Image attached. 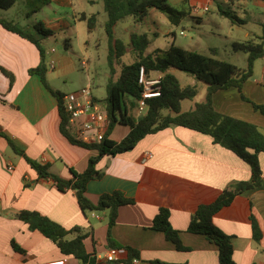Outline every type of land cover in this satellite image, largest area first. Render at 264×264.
Returning a JSON list of instances; mask_svg holds the SVG:
<instances>
[{
  "label": "crops",
  "instance_id": "1",
  "mask_svg": "<svg viewBox=\"0 0 264 264\" xmlns=\"http://www.w3.org/2000/svg\"><path fill=\"white\" fill-rule=\"evenodd\" d=\"M45 1L47 8L69 7L75 26L85 23L78 20L73 0ZM212 1L215 0H166L171 6L187 5L190 14L197 6L207 8L205 4ZM224 1L245 16L239 26L254 27L246 31L245 41L261 35L264 0ZM13 7L0 11V20L17 24L36 43L0 25V132L29 159L48 165L53 175L70 180L69 169L84 172L89 158L97 152L72 145L62 135L56 97L44 87L38 75L29 73L39 65V49H42L45 58L49 56L55 64L54 69H46L47 84L65 94L57 79L71 68L70 60L54 56V49L51 52L48 46L50 37L43 38L34 29L35 25L42 24L56 35L62 30L60 18L54 15L42 22L34 15L17 22L10 14ZM194 19L197 23L202 20L198 16ZM156 74L152 72L148 76L153 78ZM242 93L253 103L264 105V58L254 63L252 77L244 83ZM212 104L217 112L253 123L264 131V117L241 100L237 89L216 92ZM129 130L128 126L116 125L109 138L114 140L113 133L120 132L114 140L119 142ZM146 154H151V158L146 160ZM258 161L263 176V154L258 155ZM96 169L101 175L87 184L86 197L95 204L102 195L116 193L132 201L117 208L110 234L120 248L137 252L139 264H219L218 247L205 235L189 233L187 229L199 206L212 204L224 190L250 180L251 169L246 163L215 145L207 135L173 127L147 135L129 152L102 158ZM160 209L169 211V223L178 231L185 250H177L162 232L151 229ZM21 211L37 212L66 230L83 228L89 233L84 240L86 252L99 264H106L104 256L111 248L107 243L108 210L101 214L83 213L74 191L60 192L51 180L39 178L24 158L8 147L6 139L0 137V264H46L61 260L65 264H79L75 258L62 255L39 232L30 231L26 224L15 219L14 215ZM251 214L261 232L259 241L253 238ZM212 222L231 237L232 258L236 264H264V187L236 196L230 205L213 216ZM12 242L24 253L16 252Z\"/></svg>",
  "mask_w": 264,
  "mask_h": 264
},
{
  "label": "trees",
  "instance_id": "2",
  "mask_svg": "<svg viewBox=\"0 0 264 264\" xmlns=\"http://www.w3.org/2000/svg\"><path fill=\"white\" fill-rule=\"evenodd\" d=\"M18 0H0V11L11 9ZM103 11L107 16L104 24V31L108 39V63L111 68L110 78L107 84L106 111L110 121V127L106 137L99 143L83 144L73 140L66 129V117L62 108V98L65 94L54 91L46 82V66L44 51L40 50L41 60L39 65L30 70V74L40 77L44 87L58 101V112L61 117L60 132L72 144L89 151H96L97 155L90 157L87 168L82 173L69 169L72 179L65 180L53 175L48 165H41L29 159L22 151L17 149L15 144L3 133L0 137L6 139L8 147L17 155L24 158L37 176L42 179L51 180L56 189L60 192L66 190L74 191L77 203L83 213L102 212L108 210V233L107 243L111 248H120L112 239L110 230L115 223L117 208L132 204V201L124 199L120 194L102 195L97 203L93 204L86 197L87 184L98 178L101 173L96 169L99 161L106 157H114L131 151L139 141L147 135L155 134L167 128L182 127L203 135L209 136L215 145H219L237 158L246 163L251 169V178L246 182H239L229 190H224L218 199L209 205L199 206L194 213L187 231L193 234L205 235L206 238L218 247L219 264H236L232 258L233 248L231 237L224 234L212 222L213 216L222 208L230 205L232 200L245 192H253L264 187V174L259 166L258 155H264V136L261 129L253 123L236 119L217 112L212 104V96L218 91L231 88L237 89L241 100L249 103L255 112L264 117V105L255 104L247 99L242 88L253 74L254 63L264 58V21L261 23L262 33L259 37L244 42L232 44L234 52H242L247 55L245 68H238L225 61L215 60L199 53L184 51L181 48L170 46L168 49L155 50L146 56L143 55L147 41L143 36L125 44L121 39L115 37L116 25L131 17L135 23H141L150 9H156L164 14L172 25H178L184 17L183 13L177 11L167 4L166 0H101ZM222 15L229 18L234 24L233 13L220 11ZM79 21L85 22L88 34H92L98 17L96 14L86 16L80 14ZM242 24L241 20H237ZM0 25L8 32L17 34L22 38L34 41L17 24L0 20ZM35 31L43 38L51 37L55 33L45 29L42 24L34 26ZM68 41L64 42L65 47ZM130 52H136V60L131 65H121L119 76L113 79V64L120 63L121 57ZM144 68L147 75L152 72L163 74L160 84V95L147 101V107L143 115H138L137 101L143 91L138 84L140 68ZM177 70L184 72L208 86L205 101L196 104L189 111H182L181 104L186 100L196 97L197 91L194 87H182L177 79L169 71ZM2 73L10 80L12 76L1 69ZM129 96L134 104L131 106L132 113L128 112L124 97ZM166 110L168 113L163 114ZM116 125H124L130 128L129 133L119 142L110 139V135ZM14 218L28 226L30 231H37L43 237L53 243L64 256L75 258L79 264H95L93 255L86 252L84 240L88 232L81 227H74L66 230L47 217L33 211H21L14 215ZM253 238L256 241L261 239V232L258 224L251 214ZM154 231L162 232L166 240L172 242L179 251L185 250L181 245L178 231L174 230L169 223V211L160 209L154 217L151 225ZM12 248L19 253H24L14 242ZM128 260L138 258L137 252L126 248ZM159 264V262H155Z\"/></svg>",
  "mask_w": 264,
  "mask_h": 264
},
{
  "label": "rangeland",
  "instance_id": "3",
  "mask_svg": "<svg viewBox=\"0 0 264 264\" xmlns=\"http://www.w3.org/2000/svg\"><path fill=\"white\" fill-rule=\"evenodd\" d=\"M73 1L77 16L80 14H85L88 17L93 14L97 15L98 22L92 34L87 33L85 23L79 22L80 24L75 26L73 12L69 7L53 5V7L47 8L45 0H19L10 14L17 22L25 21L26 17L34 15H37L42 22L54 15L59 17L62 30L49 38L48 46L50 50L54 49V56L67 57L70 60L71 68L65 74L59 75L57 85L65 94L89 87L92 96L105 106L111 70L108 63V39L104 31L107 16L103 11L101 0H94L93 4L88 0ZM167 4L170 5L168 2ZM205 5L208 8L207 11L203 10L205 6H197L199 12L196 14H190L185 4L170 5L184 15L178 25H172L167 17L158 10L150 9L141 23H135L131 17L119 22L115 27V37L121 39L125 44H130L132 40L143 36L147 41L143 52L144 56L157 49L164 51L173 45L184 51L199 53L215 60L225 61L241 69L245 68L247 55L242 52H234L232 44L247 40L246 31L254 27L250 25L246 29L239 26L237 20L244 21L245 16L237 12L236 9H232L224 0H215ZM220 11L235 12L236 14L233 16L237 17V20L234 19L235 23L232 24L229 18L220 14ZM194 16L200 17L201 22L197 23ZM66 40L69 43L68 47L64 45ZM136 54V52L126 53L121 57L120 63L113 64L114 80L119 76L121 65L128 66L135 62ZM45 61L46 69L50 71V57L46 56ZM83 61L86 62L85 68L82 66ZM170 74L177 79L182 87H194L197 91L194 99L182 102V111H189L196 104L205 101L208 89L206 84L195 81L192 76L181 71L172 70ZM124 101L128 112L132 113L133 100L129 96H125ZM166 113L168 112L164 110L163 114ZM119 134L120 132H114L113 139H118ZM262 134L264 136V131ZM259 166H261L260 162ZM99 213L101 214V212Z\"/></svg>",
  "mask_w": 264,
  "mask_h": 264
},
{
  "label": "built area",
  "instance_id": "4",
  "mask_svg": "<svg viewBox=\"0 0 264 264\" xmlns=\"http://www.w3.org/2000/svg\"><path fill=\"white\" fill-rule=\"evenodd\" d=\"M203 9L207 11V8ZM193 12L196 14L199 9L194 8ZM50 51L53 52V50ZM54 65V62L51 61L49 68L54 69ZM82 66L86 67L85 61L82 62ZM162 76L160 72H157L155 77L150 78L144 68H140L138 84L143 91L136 104L139 116L144 114L148 100L159 97ZM62 108L66 117V129L73 140L83 144H94L101 142L106 137L110 127L106 105H102L92 96L89 87L65 94L62 98ZM150 158L151 154H146L145 159ZM126 260H128V252L125 248H109L104 256L106 264L123 263ZM129 262L139 264V259L134 257L129 259ZM46 264H65V261Z\"/></svg>",
  "mask_w": 264,
  "mask_h": 264
}]
</instances>
